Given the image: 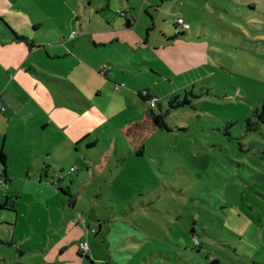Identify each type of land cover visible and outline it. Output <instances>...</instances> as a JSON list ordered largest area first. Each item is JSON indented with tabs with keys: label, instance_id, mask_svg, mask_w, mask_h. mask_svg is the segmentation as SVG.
<instances>
[{
	"label": "rangeland",
	"instance_id": "obj_1",
	"mask_svg": "<svg viewBox=\"0 0 264 264\" xmlns=\"http://www.w3.org/2000/svg\"><path fill=\"white\" fill-rule=\"evenodd\" d=\"M7 1L1 11L28 19L35 12ZM83 1L57 7L96 16ZM118 1L132 21L128 33L140 37L121 44L119 58L130 64L115 66L114 78L104 70L91 77L99 107L89 148L47 156L65 190L53 185L48 200V187L31 174L3 185L40 197L8 201L26 208L14 229L20 243L4 240L14 213L0 210V264H50L51 257L67 259L55 264H264V123L256 113L264 101V0H113V10ZM42 29L38 40L62 35ZM139 91L158 98L152 113ZM152 114H164L168 130L156 128ZM58 194L64 204L54 202ZM78 238L88 257L71 255ZM21 245L32 251L21 254Z\"/></svg>",
	"mask_w": 264,
	"mask_h": 264
},
{
	"label": "crops",
	"instance_id": "obj_2",
	"mask_svg": "<svg viewBox=\"0 0 264 264\" xmlns=\"http://www.w3.org/2000/svg\"><path fill=\"white\" fill-rule=\"evenodd\" d=\"M86 1L89 6H96V16L89 17L87 12L77 18L75 15H81L79 9L77 12H66L57 7L58 0H33V5L27 0L26 3L20 0L14 2L16 10H27L32 6L35 12H30V19L18 12L0 10V106L4 107L0 110V151L5 155V165L0 163V189L16 178L27 179L31 174L37 175L38 182L48 187L45 194L48 200H51L48 195L50 187H54L56 192L55 186L65 190L64 185L67 183L60 185L63 180L55 183L60 174L52 173L56 167L53 162L46 164L47 156L58 159L61 154L73 156L83 153L84 145L85 149L89 148L92 123L97 122L93 121L91 113H95L99 107V102L92 95L91 77L104 70L106 77L111 79L115 77L112 74L115 66L118 68L123 64L124 68H128L130 64L128 56L121 60L119 58L125 51L121 44L125 46L130 45V42L136 43L140 37H133L128 33L131 26L127 27L125 22L128 19L132 25L130 17L125 12L127 18L116 13L117 10H125L120 1L115 10L113 0ZM3 2L4 6L9 3L7 0ZM14 16L19 18L18 23L14 22ZM59 17L64 18L61 23ZM65 19L70 24L67 25ZM43 26L52 31H61L62 35L38 40L34 34L37 32L41 36L43 31L46 32L42 29ZM149 28L146 27V41L149 38ZM74 31L76 34L70 37ZM42 43L50 47L42 48ZM142 62L145 64L143 66L151 64L149 60L143 59ZM97 126L99 123H96L95 127ZM51 130H55V136L43 135L45 131ZM25 151L29 152V162L25 158ZM76 164L79 165L80 162ZM71 168L75 171L77 167L71 166L70 170ZM50 177L55 180L48 184L47 179ZM3 189L5 196L4 201L0 202V210H9V206L14 213L12 226L15 225L10 227L7 232L9 235L4 240L9 244L15 241L20 243L24 236L21 231L17 236L14 235V229L22 219L19 214L25 213L26 208L16 209L8 201L12 197L28 200L38 194H18L16 190L8 192L4 186ZM54 202L64 204L63 195L58 194ZM1 219L0 217V222ZM2 233L7 235L5 231ZM0 236L4 237L1 233ZM83 240L86 239L78 238L76 252L71 254L74 257L78 253L79 242ZM57 247L59 254L65 248ZM19 250L21 254L30 252L32 246L27 249L21 245ZM66 260H54L51 257L47 263H62Z\"/></svg>",
	"mask_w": 264,
	"mask_h": 264
},
{
	"label": "trees",
	"instance_id": "obj_3",
	"mask_svg": "<svg viewBox=\"0 0 264 264\" xmlns=\"http://www.w3.org/2000/svg\"><path fill=\"white\" fill-rule=\"evenodd\" d=\"M118 14H119V13H118ZM119 15L122 16V17L127 18L125 14H123V15L119 14ZM178 17H180V16H178ZM188 24H189V23H188ZM125 25H126L127 27L131 26V23L129 22L128 19H126ZM176 25L179 26V24L177 23V21H176ZM179 28H180L181 32H186V31H187V29L181 28L180 26H179ZM189 28H190V25H189ZM189 28H188V29H189ZM177 34H178V32H177L175 35H177ZM137 94H138V96H139L140 98L143 99V101H146V103H147V99H148L147 96H148V95H147L146 92H141V91H139ZM153 97L156 99V103H157L158 98H157L156 96H153ZM156 103H155V105H154L152 108L149 107V109H150V110H153V108L156 106ZM3 109H4V107H1V106H0V110H3ZM256 113H257V115H258V119H259V121L262 122V123H264V101H263V103L261 104L260 108L256 110ZM164 118H165V115H164V114H156V115H155V114H152V120H153V123L155 124L156 128H158V129L163 128V129L168 130V126L166 125ZM0 163H1L2 165H5V155H4V153H3L2 151H0ZM0 207H1V206H0ZM94 232H95V231H94ZM78 253L82 254V253L79 251V249H78ZM82 255L88 257V256H87V253H84V254H82ZM217 262H218V261H217L216 259H210L209 262H208L207 264H216Z\"/></svg>",
	"mask_w": 264,
	"mask_h": 264
},
{
	"label": "built area",
	"instance_id": "obj_4",
	"mask_svg": "<svg viewBox=\"0 0 264 264\" xmlns=\"http://www.w3.org/2000/svg\"><path fill=\"white\" fill-rule=\"evenodd\" d=\"M117 13H119L121 15L124 14L121 10H117ZM177 23L179 24V26L181 28H184V29H188L189 28L188 22H186L183 17H178L177 18ZM75 34H76L75 32H72L71 35H70V37H73ZM147 98H148L147 99V104H148V106L150 108H152L155 105V103H156V99L154 97H147ZM72 169L73 168H71V170ZM78 249H79V251L82 254L86 253L87 252V249H88V243H87V241H85V240L80 241L79 244H78Z\"/></svg>",
	"mask_w": 264,
	"mask_h": 264
}]
</instances>
